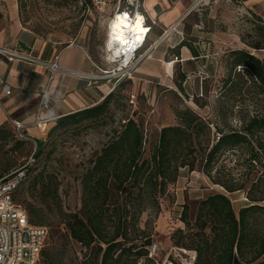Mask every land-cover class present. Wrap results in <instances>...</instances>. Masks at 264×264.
<instances>
[{"label": "rangeland", "instance_id": "1", "mask_svg": "<svg viewBox=\"0 0 264 264\" xmlns=\"http://www.w3.org/2000/svg\"><path fill=\"white\" fill-rule=\"evenodd\" d=\"M125 1L120 0L122 4ZM16 2L21 24L40 40L58 48L76 40L102 70L110 69L104 61L108 13L98 17L96 13L85 12L77 0ZM178 27L176 30L182 31V41L204 56L203 63H199V72L193 73L191 67L184 66L187 77L183 79L180 69L174 66L172 86L166 82L155 83L158 81L154 79L137 81L134 74L115 89L109 107L111 116H105L96 124L86 121L77 129L58 130L50 136L33 134L44 141L42 152L28 166L26 178L14 194V200L26 211L29 208L36 210L42 226L47 229L41 264H89L90 261L84 258L86 250L63 236V225L58 224L59 210L79 211L80 177L95 152L109 141L112 130L118 129L125 118H133L141 124L148 150L163 126L177 124L176 109L189 108L202 119L223 129L239 127V118L243 116L264 112V100L249 98L246 94L224 95L222 88L230 72L231 51L246 50L264 58V0H199ZM96 74L101 73L98 71ZM44 130L42 125L40 133ZM211 130L214 132V127ZM212 137L211 134L210 139ZM34 148L33 141L21 145H16L11 138L0 141V176L21 168ZM224 162L226 168L233 164L227 160ZM214 193L226 194L236 214L248 204L245 191L227 193L221 186L211 183L201 171L200 164L192 171L180 169L176 182L168 186L160 199L158 217L149 226L152 244L158 248L151 256L155 263L164 264L172 260L179 264L178 260L189 259L190 250L176 246L173 239L176 230L195 231L181 222L182 209L186 207L191 227L200 200ZM145 219L143 215L141 228Z\"/></svg>", "mask_w": 264, "mask_h": 264}, {"label": "trees", "instance_id": "2", "mask_svg": "<svg viewBox=\"0 0 264 264\" xmlns=\"http://www.w3.org/2000/svg\"><path fill=\"white\" fill-rule=\"evenodd\" d=\"M178 46L198 56L191 45L181 41ZM229 56L224 95L246 94L264 100V58L246 50H233ZM117 86L98 104L53 120L44 135L77 129L86 121L96 124L110 115ZM174 114L177 124L163 126L148 150L142 126L133 118H125L118 129L112 130L109 141L95 152L80 177L79 211L59 210L63 236L86 250L84 258L89 264H157L149 255V226L161 211L160 199L176 182L180 169L192 171L200 164L212 184L227 193L245 191L248 204L236 214L226 194L208 195L198 203L191 227L184 206L180 220L195 231L176 230L175 245L195 252L193 264H264V112L243 116L239 127L228 129L186 107L174 110ZM8 138L16 145L32 141L0 126V141ZM33 139L35 162L44 141ZM224 160L232 166L226 168ZM27 170L28 166L24 179ZM27 214L31 224L42 226L36 210L29 208ZM143 215L146 219L141 228Z\"/></svg>", "mask_w": 264, "mask_h": 264}, {"label": "crops", "instance_id": "3", "mask_svg": "<svg viewBox=\"0 0 264 264\" xmlns=\"http://www.w3.org/2000/svg\"><path fill=\"white\" fill-rule=\"evenodd\" d=\"M198 1L142 0L140 11L150 26L146 46L156 42L164 30L174 24L179 26ZM182 39L181 30L170 33L137 67L133 73L135 79H154L158 81L155 83L166 82L172 86L174 66L180 69L183 79L187 77L184 66L191 67L193 73L199 72L204 56L197 50L198 56H194L187 47H179ZM0 46L30 51L40 61L56 63L60 68L51 73L45 65L0 59V76L10 90L5 94L0 84V126L14 130L13 121H17L24 125L23 131L30 138H34L35 132L44 135V131L40 133L41 128L33 125L37 115L46 127L60 116L98 104L114 86V80L92 78L98 72L95 65L99 64L76 40L58 48L23 27L16 0H0ZM43 88L47 91L48 108L39 111ZM50 112L54 118H48Z\"/></svg>", "mask_w": 264, "mask_h": 264}, {"label": "built area", "instance_id": "4", "mask_svg": "<svg viewBox=\"0 0 264 264\" xmlns=\"http://www.w3.org/2000/svg\"><path fill=\"white\" fill-rule=\"evenodd\" d=\"M79 6L88 13H96L98 17H103L108 13L109 22L107 26L108 35L114 33L111 29V22L120 17L128 21L136 19V14L142 16L143 31L137 33L138 38H128L125 44L118 45L109 42L106 45L105 63L110 65V69L102 70L99 66L95 68L100 71V75H93V79H111L114 80L113 90L120 82L132 78L137 67L149 57L151 51L157 47L170 33L176 32L178 24H174L167 30H164L158 40L151 46H146L150 26L147 25L144 15L141 13L142 0H126L124 4L120 0H77ZM124 14H127L126 16ZM114 48L116 49L115 51ZM0 59L7 61H19L34 65H45L51 73L60 70L56 63H45L37 59L32 52L11 49L0 46ZM0 84L5 94L10 90L0 76ZM47 91L43 88L41 91L40 110L48 108ZM43 120L37 115L34 126L41 128ZM14 130L19 138H27L35 142L33 138L28 137L23 131L24 125L13 121ZM34 153V152H33ZM31 154L27 162L14 172L0 177V264H41L40 254L44 240L47 235V229L44 226L34 225L29 222L26 209L14 200L13 194L19 184L22 182L26 172V166L34 162V154ZM157 245L152 244L149 248V255H155ZM188 260H178L179 264H193L195 252L190 251ZM164 264H176L172 260H167Z\"/></svg>", "mask_w": 264, "mask_h": 264}, {"label": "bare ground", "instance_id": "5", "mask_svg": "<svg viewBox=\"0 0 264 264\" xmlns=\"http://www.w3.org/2000/svg\"><path fill=\"white\" fill-rule=\"evenodd\" d=\"M140 18H142L141 14L137 13L136 19L131 22L124 19L123 17L112 21L110 26L114 33L108 35L107 31L105 44L107 45L110 42V45H112L114 42H117L118 45H122L125 44V42L130 37L133 39L138 38V40H140L139 35H136L137 33L142 32L144 29L142 26V19ZM115 50L116 49L114 48L113 51Z\"/></svg>", "mask_w": 264, "mask_h": 264}, {"label": "clouds", "instance_id": "6", "mask_svg": "<svg viewBox=\"0 0 264 264\" xmlns=\"http://www.w3.org/2000/svg\"><path fill=\"white\" fill-rule=\"evenodd\" d=\"M48 118H50V119H51V118H54V113H51V112L48 113Z\"/></svg>", "mask_w": 264, "mask_h": 264}, {"label": "snow or ice", "instance_id": "7", "mask_svg": "<svg viewBox=\"0 0 264 264\" xmlns=\"http://www.w3.org/2000/svg\"><path fill=\"white\" fill-rule=\"evenodd\" d=\"M125 16L127 15V14H124ZM140 19H142V18H140Z\"/></svg>", "mask_w": 264, "mask_h": 264}]
</instances>
